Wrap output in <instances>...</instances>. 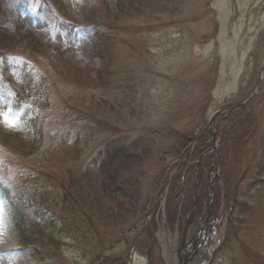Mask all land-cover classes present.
<instances>
[{
	"label": "rangeland",
	"instance_id": "1",
	"mask_svg": "<svg viewBox=\"0 0 264 264\" xmlns=\"http://www.w3.org/2000/svg\"><path fill=\"white\" fill-rule=\"evenodd\" d=\"M117 1L0 0V22L8 31H15V13L24 8L25 13L38 17L48 14L50 24L45 30L53 36L63 22L83 31L87 24L97 20L98 23L91 25L104 30L110 44H102L104 40L96 35L98 55L91 49L66 52L74 64L92 76H98V72L109 67L106 92L97 88L96 103L92 102L91 106L90 97L78 100L75 89L53 70L51 56H54L49 51L46 34L40 36L45 37L48 44L41 39L44 44L33 51L24 49L21 42L6 53L0 47L3 134L0 137V214L4 217L0 221V247L5 246L7 239L13 243L16 248L13 257H18L12 258L13 264H18L22 257L27 264H108L109 260L120 259L127 264H149V261H153L152 264H203L209 252L212 254L210 264H264V71L253 99L228 116L235 120L232 129L226 128L225 133L224 114L212 121L218 111L245 100L261 73L264 0H141L130 13L117 12ZM108 9L112 10L111 15ZM24 32L27 34V30H22ZM14 64H19L17 73ZM27 70L31 76L24 75ZM43 75L50 83L48 100L38 109L31 105L14 108V98L27 97L22 83L30 84L32 78L34 84L40 83ZM3 88L8 93V101L2 95ZM99 95L107 103L97 102ZM106 108L112 115L104 112ZM93 115L94 124L90 122ZM79 117L82 121L78 122L77 129L81 140H88V152L102 148L103 140L118 136L116 130L98 128L97 120L118 125L123 133H137L142 126H169L196 138L175 163L154 207L148 206L150 183L161 170L160 149L141 169L145 174L139 184L141 199L136 205V216L130 221L118 219L119 225H116L115 216L110 214L107 224L104 220L107 209L116 210L114 202L106 199L101 213L87 209L92 219L87 218L85 223L88 236L75 239L72 234H61V224H56V221L61 223L59 207L53 211L55 219L50 211L40 218L34 210L41 201L59 206L69 186V177L78 176L76 170L81 164H75L72 157L56 160L58 156L51 149V143L60 139L58 136L53 140L57 124L70 128L66 121ZM31 118H35L34 121L29 120ZM6 119L15 121L16 126L9 127L4 122ZM121 120L124 123L119 122ZM218 122L219 135L214 139L211 135ZM214 140L219 156L209 151ZM157 143L159 148L167 150L174 139L159 137ZM204 145L208 147L203 148ZM200 148L203 194L197 212L206 210L212 198L215 238L207 252L205 247L200 248L191 263L192 246L177 249L194 204L199 171L193 178L182 165ZM171 159L173 155L168 156V160ZM212 160L219 166L220 179L214 172L210 179ZM184 175L189 178L185 182ZM179 176V183L174 182L175 188L171 190L173 177ZM209 184L212 185L210 197L203 199ZM1 185L6 192L1 191ZM22 191L24 196L19 197ZM84 191L86 194L88 190ZM9 197L22 198L17 209L30 228L24 240L17 232L16 215L10 209ZM84 203L87 205L88 200ZM196 228L197 224L190 226L187 239L195 234ZM150 232L154 233L153 239ZM204 242H208L205 236Z\"/></svg>",
	"mask_w": 264,
	"mask_h": 264
},
{
	"label": "trees",
	"instance_id": "2",
	"mask_svg": "<svg viewBox=\"0 0 264 264\" xmlns=\"http://www.w3.org/2000/svg\"><path fill=\"white\" fill-rule=\"evenodd\" d=\"M131 1L132 0H118L116 4L117 12L125 11L126 13H130L141 0ZM123 6L125 10L123 9ZM60 7L61 10H63L62 3H60ZM39 10L41 12V7ZM108 11H110L111 15L112 10L108 9ZM15 14L17 15V26L15 31H8V27H6L3 22H0V47H2V52L6 53L14 49L15 43L18 42L22 43L24 49L33 51L40 48V46L44 44L43 41L48 44L46 38L40 36L42 33L46 34L49 39V51L55 57L51 56L53 70L63 81L75 89L77 95L76 98H78V100H85L84 96H87L90 97V100L88 101L90 106L92 105V102L96 103L95 94L98 92L97 88L103 90L101 91L103 93L106 92L105 89L107 88V85L105 82L107 81L106 78L109 74V67L106 70L98 72V76H92L90 73L80 69L74 64L69 57V53L66 55V52L74 50L88 52L91 49L98 55L100 51L95 50V46H99V44H97L98 41L95 42L94 40L96 35L104 40L101 42L102 44L107 43L110 46L108 43V34H106V32L100 27L91 25L93 22L98 23V21H91L87 24L86 30L83 29V31L77 29L72 24H67L68 22H63L53 36L49 30V34L46 33L45 30V27L50 24L48 14L44 13V18H42L41 16L38 17L31 13H25L24 8L23 10H17ZM22 30H27V34H25V32L22 33ZM35 40L36 42H34ZM79 40L81 41L79 42ZM88 44L94 45V47L89 48ZM31 45L33 46L31 47ZM18 65L19 64L13 65L15 73H17V69L18 71L20 70ZM24 75L31 76V74L28 73V70L24 71ZM47 81L48 78L43 75L41 76L40 83L37 82L34 84V78H32L30 84L24 85L21 82L25 89H27V97L19 98L18 100L14 98L13 101L16 103L14 108L21 109L25 105H31L35 109H38L39 106H42L45 101L48 100V95L51 92L49 89L50 83ZM2 92L4 99L8 101L9 97L6 89L3 88ZM35 96H38L41 100ZM100 96L101 95L98 96L99 100L97 102L104 101L103 97ZM33 98L34 100H32ZM129 99L130 98H128V100ZM104 102L107 103V100ZM99 109L102 111L101 108ZM104 112L108 116L112 115L107 108ZM92 117L94 118L90 122L94 124L96 118L94 115ZM34 119L35 118H31L29 120L34 121ZM226 120L225 133L226 128L232 129L235 121L231 117H228ZM79 121H82L80 117L75 121H66L70 128L62 127L60 124H57L54 127L55 136L53 137V140H56L58 136L60 139L51 143V149H54L55 154L58 156L56 160L64 161L68 160L69 157H72V161H74L75 164L78 162L81 164L79 170H76L78 176L76 178H74L73 175L69 177V186L65 189L59 206H53L47 201H41L34 210V213L41 218L42 216H45L48 211L54 214L53 211L59 207L58 214L61 223L56 221V224H61V228L59 229L61 230L62 235L72 234L75 239H78L81 235L84 237L88 236V231L85 229V223L87 218L90 221H92V219L89 216L87 209L96 213H101L106 199H110L114 202V208L116 210L113 212L109 208L107 209V215L104 216V220H106L107 224L110 222V214L115 216L113 220H117L115 222L116 225H119L118 219L121 221H125L124 219L130 221L136 216V205L141 199L139 184L141 178L144 177L145 174L144 170L141 169H143L145 164L153 157L157 149H160L158 162L161 166V170L153 177V180L150 183L148 206L150 207L157 204L156 200L162 196L163 191L169 182L172 170L176 167L175 163L181 160L188 151L189 145L192 141L194 142V138H196L193 135H188L186 132L169 126H162L159 128L142 126L137 133H123V129L117 128L118 125L111 124L105 120H97L98 128L103 129L104 131L116 130L118 136L116 135V137L112 135L116 138H107L102 141V148L99 150H95L94 148L88 152V140L82 141L80 132L77 129ZM119 122L124 123L122 120ZM1 130L0 127V137L3 135ZM159 137L173 138L174 144L167 150H162L158 147L157 143V138ZM196 140H198V138ZM205 147L206 146L204 145L203 148ZM201 152L202 148L198 149L193 155H190L188 159L185 160L186 163L182 165L183 168H186V170L192 174L193 178L198 171L197 159ZM169 155H173L171 161L168 160ZM179 179H181V176H179V178L173 177L172 184L170 185L171 190L175 188L174 182L179 183ZM188 179L184 175L183 181L185 182ZM83 185L85 186L84 189ZM85 189L88 190L86 194L84 191ZM1 191L6 192L3 185H1ZM82 193H84V197ZM119 195L123 197L125 196V198H121ZM20 196H24L23 191L19 197ZM8 200L10 209L16 215L14 218L16 222L14 223L17 232L18 234H21L20 237L24 240L26 239L25 236L29 235L28 231L30 228L27 222L24 223L21 219L18 212L19 210L17 209L19 208V202L22 198L9 197ZM85 200H88L87 205L84 203ZM25 202L29 201L25 200ZM127 206L129 207L127 208ZM53 219H55V214ZM143 220L147 223L145 218H143ZM27 229L28 231H26ZM153 235L154 233L150 232L152 239L154 238ZM52 236L55 238L54 235ZM125 239L127 242L130 241L129 237ZM148 252H150V249ZM111 262L114 264H127L121 261V259L117 261L109 260V263ZM152 262L153 261H149V264H152Z\"/></svg>",
	"mask_w": 264,
	"mask_h": 264
},
{
	"label": "bare ground",
	"instance_id": "3",
	"mask_svg": "<svg viewBox=\"0 0 264 264\" xmlns=\"http://www.w3.org/2000/svg\"><path fill=\"white\" fill-rule=\"evenodd\" d=\"M14 254H16V248H14L13 243L7 239L5 246L0 247V264H13L11 261L12 258H18L17 256L13 257ZM17 262L20 264H27L26 262L28 261L22 257L21 260H18Z\"/></svg>",
	"mask_w": 264,
	"mask_h": 264
},
{
	"label": "flooded vegetation",
	"instance_id": "4",
	"mask_svg": "<svg viewBox=\"0 0 264 264\" xmlns=\"http://www.w3.org/2000/svg\"><path fill=\"white\" fill-rule=\"evenodd\" d=\"M192 224L193 225L197 224V228H196V231H195L196 235L199 234L202 231L207 230V229H209L211 231L215 227L214 219L211 217L210 220H209L208 216L205 215V212H202V213L197 212L196 216L193 217V219L191 220V225ZM194 235L195 234H193L192 237Z\"/></svg>",
	"mask_w": 264,
	"mask_h": 264
},
{
	"label": "water",
	"instance_id": "5",
	"mask_svg": "<svg viewBox=\"0 0 264 264\" xmlns=\"http://www.w3.org/2000/svg\"><path fill=\"white\" fill-rule=\"evenodd\" d=\"M263 71H264V63H263V66H262V70H261V72L263 73ZM261 79H262V75H260L259 76V78H258V80H257V82H256V84H255V86H254V88H253V90H252V92H251V94L243 101V102H241L240 104H238V105H235V106H231V107H229L227 110H220V111H218L217 113H216V115L214 116V118L215 117H217V116H219V115H221V114H223V113H225V115L227 116L228 114H230L231 113V111H233V110H235V109H238V108H242V107H244L254 96H255V94H256V89H257V87H258V85H259V83H260V81H261ZM215 136V134H213V137ZM213 149H215V150H217V145H216V141L214 142V146H213ZM197 202H198V200H197V198H196V203H195V205H197ZM210 260V259H209ZM208 260V261H209ZM186 262L188 261L187 259L185 260Z\"/></svg>",
	"mask_w": 264,
	"mask_h": 264
},
{
	"label": "snow or ice",
	"instance_id": "6",
	"mask_svg": "<svg viewBox=\"0 0 264 264\" xmlns=\"http://www.w3.org/2000/svg\"><path fill=\"white\" fill-rule=\"evenodd\" d=\"M9 127H15L16 126V123H15V121H11V120H5L4 121ZM3 215L2 214H0V221H2L3 220Z\"/></svg>",
	"mask_w": 264,
	"mask_h": 264
}]
</instances>
